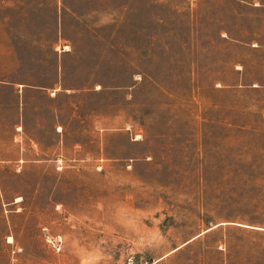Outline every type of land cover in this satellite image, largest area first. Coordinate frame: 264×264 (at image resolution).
<instances>
[{"label":"rangeland","instance_id":"obj_1","mask_svg":"<svg viewBox=\"0 0 264 264\" xmlns=\"http://www.w3.org/2000/svg\"><path fill=\"white\" fill-rule=\"evenodd\" d=\"M0 264H264V0H0Z\"/></svg>","mask_w":264,"mask_h":264}]
</instances>
